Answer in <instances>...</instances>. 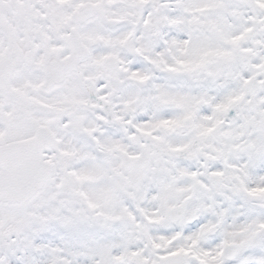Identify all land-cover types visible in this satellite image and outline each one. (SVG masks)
Listing matches in <instances>:
<instances>
[{
	"label": "snow or ice",
	"instance_id": "snow-or-ice-1",
	"mask_svg": "<svg viewBox=\"0 0 264 264\" xmlns=\"http://www.w3.org/2000/svg\"><path fill=\"white\" fill-rule=\"evenodd\" d=\"M0 264H264V0H0Z\"/></svg>",
	"mask_w": 264,
	"mask_h": 264
}]
</instances>
